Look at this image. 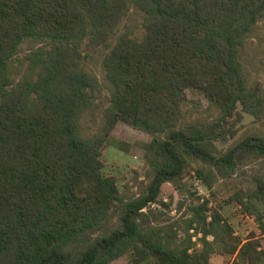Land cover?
Here are the masks:
<instances>
[{
	"label": "trees",
	"instance_id": "trees-1",
	"mask_svg": "<svg viewBox=\"0 0 264 264\" xmlns=\"http://www.w3.org/2000/svg\"><path fill=\"white\" fill-rule=\"evenodd\" d=\"M129 2L144 15V36L124 33L111 45ZM263 17L264 0H0V264H112L132 250L156 254L158 264H209L208 252L166 244L160 229L142 221L143 209L164 182L183 175L189 157L226 171L246 155L264 154L259 136L215 154L210 129L180 123L187 89L217 104L224 118L238 107L264 116L261 86H248L240 60ZM86 38L111 46L103 62L110 104L92 137L80 133L96 99V79L82 64ZM30 39L43 43L32 54L37 78L12 82L11 60ZM170 90L180 97L167 99ZM120 121L153 136L152 180L145 194L130 198L101 159ZM210 174L198 170L204 180ZM257 196L264 204L262 181ZM115 216L121 227L102 234ZM244 251L248 264H264L258 239Z\"/></svg>",
	"mask_w": 264,
	"mask_h": 264
},
{
	"label": "rangeland",
	"instance_id": "rangeland-1",
	"mask_svg": "<svg viewBox=\"0 0 264 264\" xmlns=\"http://www.w3.org/2000/svg\"><path fill=\"white\" fill-rule=\"evenodd\" d=\"M128 8L115 27L111 45L124 33H129L136 40L144 36L143 13L132 2L128 3ZM42 44L41 40L30 39L20 45L10 63L12 82L25 76L37 78L40 68L32 61V54ZM110 50V45H92L89 38L81 46L82 64L96 79L94 106L86 112L80 127V133L86 137L101 131L105 110L110 104V90L103 66ZM240 60L248 86L260 84L264 95V17L247 38ZM180 94L178 90H170L166 97L176 100ZM180 123L210 129L216 138L211 140L209 148L215 154H223L247 138L264 137V116L256 117L238 107L232 116L224 118L220 107L196 89H187L186 99L180 102ZM152 140L151 134L120 121L103 144V171L114 178L122 197L130 198L147 192V185L153 177L148 156ZM201 168L212 172L206 177L211 186L198 175ZM261 181L264 183V154L246 155L238 160L235 168L226 171L189 157L183 175L164 182L156 201L143 209L146 216L142 221L146 227L160 229L165 236L163 241L168 245L188 249L189 253L208 252L209 264H248L247 251L240 252V247L251 239H258L264 246V222L260 220L264 217V204L257 196ZM120 227L115 216L101 233H110ZM159 261L156 254L141 257L132 250L112 264H158Z\"/></svg>",
	"mask_w": 264,
	"mask_h": 264
}]
</instances>
